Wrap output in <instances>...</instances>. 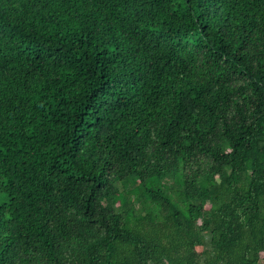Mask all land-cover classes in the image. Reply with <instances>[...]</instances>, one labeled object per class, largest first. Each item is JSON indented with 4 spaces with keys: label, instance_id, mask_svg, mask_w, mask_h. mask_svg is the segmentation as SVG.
<instances>
[{
    "label": "trees",
    "instance_id": "trees-1",
    "mask_svg": "<svg viewBox=\"0 0 264 264\" xmlns=\"http://www.w3.org/2000/svg\"><path fill=\"white\" fill-rule=\"evenodd\" d=\"M35 3L0 33V264H264V0Z\"/></svg>",
    "mask_w": 264,
    "mask_h": 264
},
{
    "label": "clouds",
    "instance_id": "clouds-1",
    "mask_svg": "<svg viewBox=\"0 0 264 264\" xmlns=\"http://www.w3.org/2000/svg\"><path fill=\"white\" fill-rule=\"evenodd\" d=\"M1 2L4 8H1ZM36 0H14V2H8L6 5L0 0V33L6 35V40L9 42L15 41L19 38L20 32L17 25L22 22H34L30 20L31 13L38 6L39 3H35ZM11 79L8 82H10ZM6 85V84H4Z\"/></svg>",
    "mask_w": 264,
    "mask_h": 264
}]
</instances>
